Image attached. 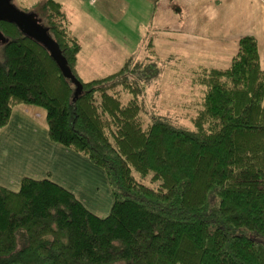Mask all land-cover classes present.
I'll return each mask as SVG.
<instances>
[{
	"label": "trees",
	"instance_id": "trees-1",
	"mask_svg": "<svg viewBox=\"0 0 264 264\" xmlns=\"http://www.w3.org/2000/svg\"><path fill=\"white\" fill-rule=\"evenodd\" d=\"M13 5L37 9L81 90L38 40L0 21V130L15 107L41 109L49 141L102 170L112 201L99 217L50 176L0 187V264H264V69L254 36L238 40L227 67L189 70L199 90L189 125L151 92L162 71L151 43L143 59L87 80L60 3Z\"/></svg>",
	"mask_w": 264,
	"mask_h": 264
},
{
	"label": "rangeland",
	"instance_id": "rangeland-1",
	"mask_svg": "<svg viewBox=\"0 0 264 264\" xmlns=\"http://www.w3.org/2000/svg\"><path fill=\"white\" fill-rule=\"evenodd\" d=\"M14 1L33 4L39 0ZM55 1L62 6L72 31L79 37L78 70L84 79L115 72L130 57L133 61L143 59L151 43L158 57L157 67L162 69L151 92L157 90L159 104L189 125L199 98V90L189 81L190 69L205 61L211 66L227 67L236 50L234 43L247 35L256 39L264 68V0ZM33 11L43 25L37 9ZM217 23L233 26V32L215 36ZM229 44L233 50L225 52L222 47ZM36 110L43 114L45 126L44 112ZM86 175L94 179L97 196L104 200L103 178L94 171Z\"/></svg>",
	"mask_w": 264,
	"mask_h": 264
},
{
	"label": "crops",
	"instance_id": "crops-1",
	"mask_svg": "<svg viewBox=\"0 0 264 264\" xmlns=\"http://www.w3.org/2000/svg\"><path fill=\"white\" fill-rule=\"evenodd\" d=\"M109 11L114 12V9L109 7ZM215 25V36H227L233 32V26L222 27L219 23ZM237 43L238 41L234 43L236 47ZM222 48L225 52L233 50L231 44ZM39 112L36 109L15 107L8 124L0 130V187L16 192L24 177L43 179L50 176L53 182L73 193L90 212L105 217L112 199L104 172L84 157L51 143L42 124L43 114ZM34 117L37 119H33ZM38 144L40 145L37 147ZM93 171L103 178L104 200L97 196L98 188L94 179L86 175Z\"/></svg>",
	"mask_w": 264,
	"mask_h": 264
},
{
	"label": "water",
	"instance_id": "water-1",
	"mask_svg": "<svg viewBox=\"0 0 264 264\" xmlns=\"http://www.w3.org/2000/svg\"><path fill=\"white\" fill-rule=\"evenodd\" d=\"M13 0H0V21L14 24L23 34L38 40L50 53L63 76L69 79L80 92V83L71 74L65 59L61 56L57 44L49 37L47 29L35 18L32 13H23L12 4ZM0 42L5 39L0 34Z\"/></svg>",
	"mask_w": 264,
	"mask_h": 264
}]
</instances>
